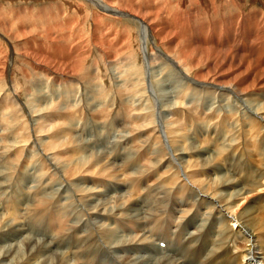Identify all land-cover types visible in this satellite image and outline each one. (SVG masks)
Segmentation results:
<instances>
[{"label": "bare ground", "instance_id": "1", "mask_svg": "<svg viewBox=\"0 0 264 264\" xmlns=\"http://www.w3.org/2000/svg\"><path fill=\"white\" fill-rule=\"evenodd\" d=\"M85 1L139 25L123 24L89 67L94 52L82 45L71 63L29 49L21 12L12 39L0 27L15 54L0 50V93L13 88L0 97V264H264V0H174L183 24L171 23V37L159 15L167 2L129 0L127 10ZM211 13L224 16L200 27L217 31L183 42L186 27ZM23 58L37 72L25 86L13 80ZM14 192L23 199L13 213Z\"/></svg>", "mask_w": 264, "mask_h": 264}, {"label": "rangeland", "instance_id": "2", "mask_svg": "<svg viewBox=\"0 0 264 264\" xmlns=\"http://www.w3.org/2000/svg\"><path fill=\"white\" fill-rule=\"evenodd\" d=\"M23 1V2H22ZM106 2H108L109 4H111L112 3V5L113 6H116V7H120V6H123V8H125V9H127V10H130V8H131V10H132V8H134V5L132 4V5H130V4H128L130 1L128 0H122L121 2L123 3V5H121L120 3V0H105ZM126 1H127V3H126ZM140 1V0H139ZM138 1V2H139ZM150 1H154V2H160V0H150ZM173 1V2H172ZM215 1H217L218 3H220L221 2V4L223 5L224 3L222 2L223 0H215ZM68 2H69V4H68ZM73 2H75V4L73 3ZM114 2H117V5H116V3H114ZM125 2V3H124ZM161 2H162V5L163 4H165V2H167V4H165L164 5V7H166V8H163V10H160V12L162 11V12H164V13H159V15L162 17H164V18H162V19H160V21L162 20V23L163 24H168V28H167V34H166V37H171V35L176 31L177 33H178V30L176 29V27H174V26H171L170 27V25H171V23H173L174 25L176 24V26H177V24L180 22V21H178L176 18H175V16H173L174 15V13L176 12V2L174 3V0H161ZM160 2V3H161ZM58 3V4H57ZM115 4V5H114ZM125 4H127V5H125ZM172 4H174V5H172ZM0 9H1V11L0 12H3L4 14H1L0 13V17H2V19L0 20V27L2 28V26H4L5 25V27H8V32H9V37H11V35H12V33H13V29L12 28H14L15 29V27H12V24H13V20H15L17 17H18V15H19V13L20 14H22L23 13V15L22 16H20V18H21V20L23 21V23H25L26 25H25V27H26V29H27V32H29L28 33V38H31V40L28 42V47H29V49H33L32 51L35 53V52H40V51H42V52H44V53H46V54H48L49 56H52L53 58H59L60 56L61 57H64L65 58V60L67 61V62H72L73 61V59H74V49H78V47H80L81 45V47H84L85 48V50H89L90 52H94L92 55H89V57H88V59H87V63H86V65L85 66H87V67H89V66H91V65H93L92 63H93V61H97V60H100V59H98L99 58V52L97 53L96 52V50L98 51V49L99 48H101V47H103V48H106L107 46H108V43H109V41L111 40V39H113L114 38V36H115V31H117L118 33H121L122 31H123V24H124V28H126L127 29V31L128 32H130V28H131V30H135V31H138L139 30V25H137V23L134 21V20H132L130 17H123L121 20H117V18L115 17L114 18V16H112V15H110V14H105L104 13V11H102V10H100V9H98L97 7L94 9V7H95V5H92V3L91 2H89V1H85V0H0ZM21 5V6H20ZM57 5V6H56ZM70 5V6H69ZM118 5H120V6H118ZM172 5V6H171ZM217 5V4H216ZM55 7V9H54V7ZM91 6V7H90ZM92 6H94L93 8H92ZM126 6V7H125ZM129 6V7H128ZM132 6V7H131ZM231 5L229 4V5H226V6H224V10H225V15H229L231 12H232V7H230ZM11 7H12V9H11ZM26 7V8H25ZM57 7V8H56ZM174 8V9H172V8ZM216 7H218V6H216ZM169 8H171V9H169ZM9 9V10H8ZM27 9V10H26ZM46 9V10H45ZM52 9H54V10H52ZM71 9V10H70ZM94 9V10H93ZM228 9H230V10H228ZM10 10H11V14H9L10 13ZM29 10V11H28ZM41 10H44V12L43 11H41ZM51 10H52V12H51ZM96 10H99L100 12H102L103 13V17L101 18V20L100 21H95V19H94V11H96ZM174 10V11H173ZM219 10H222V6L219 8ZM24 11V12H23ZM28 11V12H27ZM51 13H50V12ZM227 11H229L228 13H227ZM36 12V13H35ZM40 12H42V13H40ZM166 12V13H165ZM26 13V14H25ZM27 13L31 16H27V18H26V15H27ZM37 13H39V14H37ZM59 13V14H58ZM13 14H14V16H13ZM36 14V15H35ZM44 14H46L47 15V17H48V19H47V21H48V23L49 22H51L50 24H48L47 23V21L46 22H44V20H46V18L47 17H45L46 15H44ZM50 15V17H49V15ZM53 14V15H52ZM57 14V15H56ZM3 15V16H2ZM37 15H39V17L37 16ZM60 15V16H59ZM168 15V16H167ZM218 15V16H217ZM217 15L216 14H213V13H211V14H200L198 17H197V19H196V21H195V24L193 25V26H190V29L189 28H187L186 27V30H185V34L182 36L184 39H182L183 40V42L185 41V43L188 41V38H192V36H193V38L194 39H196L195 38V34H196V32H198L199 30H200V32H198V33H208V34H210V33H213L214 31H217L216 29H217V27H215V29L213 30L212 28H201L200 26H202V24L203 23H205L206 21H212V20H216L217 18H221V17H223L224 15H223V13H217ZM222 15V16H221ZM5 16V17H4ZM43 18H42V17ZM55 16H57V18L55 17ZM62 16V17H61ZM172 17V18H170V17ZM203 16V17H202ZM210 18H208V17ZM10 17H12V19L10 18ZM33 17H34V20L36 19L37 20V18H38V20L37 21H34L33 20ZM45 17V18H44ZM53 17V18H52ZM83 17H87V19H85V18H83ZM205 17V18H204ZM207 17V18H206ZM212 17V18H211ZM8 18H10V21L8 20ZM39 18H42L43 20H41V19H39ZM74 18H75V20H74ZM77 18V19H76ZM125 18V19H124ZM199 18V19H198ZM28 19L29 20H33L32 22H30V21H28ZM54 19V20H53ZM64 19V20H63ZM79 19H83V21L82 20H79ZM3 20V21H2ZM67 20V21H66ZM128 22H127V21ZM176 20V21H175ZM11 21H13V22H11ZM43 22V25H42V23H39V22ZM61 21V22H60ZM73 21H74V23H73ZM121 21H124V23L123 22H121ZM6 22V23H5ZM10 22V23H9ZM36 22V23H35ZM63 22V23H62ZM66 22V23H65ZM79 22H80V24H79ZM131 22V23H130ZM197 22V23H196ZM200 22V23H199ZM30 23V24H29ZM33 25H32V24ZM38 23H39V29H38ZM45 23V24H44ZM59 25H58V24ZM60 23H62V25L60 24ZM79 24V26H78V24ZM88 23V24H87ZM94 23V24H93ZM96 23H99L100 25H99V28H97V25H96ZM126 23V24H125ZM129 23V24H128ZM2 24V25H1ZM8 26H7V25ZM41 24V25H40ZM69 24V25H68ZM132 24V25H131ZM181 24H183V22L181 23L180 22V25ZM46 25H48V26H46ZM49 25H51L52 27H49ZM56 25V26H55ZM65 25V26H64ZM74 25V26H73ZM77 25V26H76ZM185 25V24H184ZM199 25V26H198ZM29 26V28H27ZM31 26V27H30ZM36 26V27H35ZM42 26V27H41ZM44 26V27H43ZM55 28H54V27ZM62 26L64 27V29L62 28ZM66 26H67V30L65 29L66 28ZM69 26H73V27H70L69 28ZM127 26V27H126ZM136 26V27H135ZM12 27V28H11ZM47 27H48V29H47ZM56 27H57V29H56ZM80 27V28H79ZM112 27V28H111ZM138 27V28H137ZM162 27V26H161ZM193 27V28H192ZM0 28V30L2 31V30H4V28L3 29H1ZM36 28V29H35ZM49 28H51V29H53V31L55 32H53L51 29H49ZM60 28V30H58ZM69 28V29H68ZM76 28L78 29L77 31H76ZM103 28V29H102ZM182 30H183V28L185 29V27H180ZM10 29V30H9ZM30 29V30H29ZM33 29H35L34 31H33ZM71 29V30H70ZM115 29V30H114ZM212 29V30H211ZM70 30V31H69ZM93 30H94V32H93ZM101 30V31H100ZM103 30V31H102ZM122 30V31H121ZM0 31V32H1ZM12 31V32H11ZM33 33H32V32ZM73 31V32H72ZM81 31V32H80ZM99 31V32H98ZM4 32H6L5 30H4ZM36 34H35V33ZM43 32V33H42ZM51 32V33H50ZM53 32V33H52ZM57 32V33H56ZM68 32V33H67ZM71 32V33H70ZM75 32V33H74ZM80 32V33H79ZM92 32V33H91ZM108 32V33H107ZM2 33V32H1ZM0 33V34H1ZM61 34V37L63 38L61 41H59L58 43H54V42H51V37H52V35L54 34H56L55 36H58V34ZM31 34V35H30ZM59 34V35H60ZM65 34H67L68 35V37H66L67 35H65ZM71 34V35H70ZM100 34V36H98ZM103 34V35H102ZM106 34V35H105ZM111 34H112V36H111ZM50 35V36H49ZM81 35V36H80ZM85 35V36H84ZM104 35H105V37H104ZM192 35V36H191ZM47 36V37H46ZM71 36V37H70ZM75 36V37H74ZM95 36V37H94ZM185 36H187V37H185ZM13 37H14V35H13ZM13 37H11L10 39H12ZM34 37V38H33ZM36 37H40V40H38L39 41V43H34V40L36 39ZM41 37H43V38H41ZM48 38V39H44V38ZM60 37V38H61ZM73 37V38H72ZM87 37V38H86ZM65 38H67V39H65ZM83 38V39H82ZM92 38V39H91ZM94 38H96V39H94ZM106 38V39H105ZM187 38V39H186ZM3 39V40H2ZM75 39V40H74ZM130 39V38H129ZM37 40V39H36ZM48 40V41H47ZM80 40H81V44H80ZM87 40V41H86ZM98 40V41H97ZM5 38L3 37V36H1L0 35V50H4L6 53H8L9 54V56L12 58L13 56L15 57V54L13 53V51H12V46L9 44V43H7V41H5ZM16 41H18L19 42V44H20V47H22V45H23V43L24 42H22L21 40H16ZM47 41V42H46ZM73 41H74V43H73ZM46 42V43H45ZM68 43V44H65V43ZM76 42V43H75ZM11 43H12V45L14 44V45H16V42H13V41H11ZM78 43V44H77ZM93 43V44H92ZM96 45H95V44ZM105 43V44H104ZM149 43H152V38H150V40H147V44L145 45V47H147V45L149 44ZM8 44V45H7ZM37 44V45H36ZM71 44V45H70ZM73 44H77V45H73ZM13 45V46H14ZM72 45H73V47H72ZM103 45V46H102ZM106 45V46H105ZM114 45H116V44H114ZM5 46L7 47V50L5 49ZM32 46V47H31ZM35 46V47H34ZM47 46V47H46ZM52 46V47H51ZM68 46V47H67ZM96 46V47H95ZM50 47V48H49ZM72 49H71V48ZM110 47H113V46H110ZM110 47H108V48H110ZM66 48V49H65ZM57 49H58V51H57ZM92 51H91V50ZM96 49V50H95ZM54 50V51H53ZM70 50V51H69ZM68 52V53H67ZM62 54V55H61ZM76 54V53H75ZM37 55H39V53H37ZM77 55V54H76ZM94 56H96V57H94ZM92 58H94V59H92ZM144 59V58H143ZM19 61H22V62H20L18 65H16V67L14 66L15 65V63H17V62H19ZM19 61H15V62H11V64H10V67L11 68H13V67H15V68H13L15 71L13 72L14 74H13V80H14V83H16L17 82V84H19V85H24L25 86V84H24V82L23 81H27V80H29L30 81V79H32V80H35L36 78H37V76H36V74H37V72L33 69V67L31 66V63H29V61L28 60H25V58H23V59H19ZM28 61V62H27ZM24 62V63H23ZM89 65V66H88ZM19 71H21V73L19 72ZM23 71V72H22ZM26 71V72H25ZM35 71V72H34ZM32 72V73H31ZM23 74V75H22ZM27 74V75H26ZM31 74V75H30ZM26 76V77H25ZM16 77V78H15ZM23 77V78H22ZM26 78H28V79H26ZM150 79V82H151V85H152V87H153V80H151V77L149 78ZM20 80V81H19ZM1 83H0V85L2 84V81H0ZM20 82H22V83H20ZM3 87H4V89H3V91L0 93V97H4V96H7V97H9L7 94H11V95H13V88H12V86L11 85H9V86H6L5 87V85H2ZM11 87V88H10ZM11 91V92H10ZM61 91V90H60ZM24 92L25 91H23L22 90V92H21V94H24ZM26 93V92H25ZM6 94V95H5ZM2 95V96H1ZM162 98L161 97H156V100H155V105H157V104H159V103H161L162 104ZM62 104H65V102L62 100ZM161 104L159 105L160 107H161ZM159 107V108H160ZM207 110V108H205L204 109V111H206ZM70 113V115L75 119V131H76V133L78 134V135H80V136H83V134H84V128H83V125H82V121H80V123H79V119H78V117L80 118V120H81V117H80V114L78 113V112H73V111H71V112H69ZM185 113H186V111H182V113H181V115L184 117L185 116ZM76 114V115H75ZM179 113H177V114H175L174 112H173V116H174V118L177 120V122H179V115H178ZM132 115V114H131ZM78 116V117H77ZM60 117H62V116H60ZM35 119H37V117H34ZM43 123V121L42 120H39L38 121V124L39 125H41ZM83 128V129H82ZM154 129H152V130H147V131H145L146 132V134H149V133H151L152 131H153ZM214 131H216L217 132V130L215 129ZM45 136V137H44ZM42 137H44V138H46L47 136H46V134H44V135H42ZM50 140V139H49ZM48 139H47V141H49ZM225 143V142H224ZM41 150H43V151H45L44 150V148L42 147L41 148ZM49 153L50 152H48L47 154L49 155ZM232 164H233V161L231 162V167H232ZM167 170H160V174L161 173H165ZM257 170H255V172H256ZM33 173V172H32ZM253 177H254V179H255V176H254V174H253ZM24 182V181H23ZM21 187H23L24 185H20ZM21 187H18V191L19 192H22L21 191ZM25 187V186H24ZM131 186L130 185H128L127 186V188H130ZM19 192H14L13 194L12 193H10V195L7 197L8 199H10L8 202H6L7 204H8V206H10V207H12V208H10L11 210H13L14 209V207L16 206V204H11V202L12 201H16V199H23V196L22 195H20L19 194ZM16 193V194H15ZM181 195H182V193H181ZM11 197V198H10ZM5 205L6 204H1L0 205V207L3 209L4 207H5ZM12 212V211H11ZM181 212H183L182 211V209H181ZM13 213H14V210H13ZM18 218L19 219H21V221L20 222H22L23 221V215H22V213L18 216ZM18 219V220H19ZM73 219H74V217H69V218H67V219H64L65 220V224H66V226L68 227V226H70V222H72L73 221ZM177 221V220H176ZM176 221H174V223L176 222ZM215 221H217V220H215ZM45 223V222H44ZM174 223L172 224V228H175L174 227ZM46 224V223H45ZM214 225H215V223H213V226H212V229H211V231H210V233L212 234V242H211V244L213 243V240H214V238L216 237V229L214 228ZM117 227H119V224H117L116 225V228ZM20 239L22 240V238L21 237H16L15 238V242H20ZM42 239H43V237H42ZM15 242H13V243H15Z\"/></svg>", "mask_w": 264, "mask_h": 264}]
</instances>
